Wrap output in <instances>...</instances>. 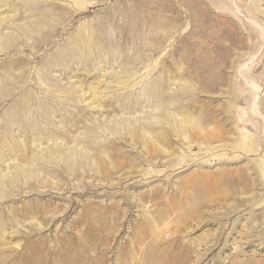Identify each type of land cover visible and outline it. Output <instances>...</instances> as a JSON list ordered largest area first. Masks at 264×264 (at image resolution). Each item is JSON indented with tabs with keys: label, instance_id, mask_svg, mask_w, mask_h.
<instances>
[{
	"label": "rangeland",
	"instance_id": "374dc122",
	"mask_svg": "<svg viewBox=\"0 0 264 264\" xmlns=\"http://www.w3.org/2000/svg\"><path fill=\"white\" fill-rule=\"evenodd\" d=\"M0 264H264V0H0Z\"/></svg>",
	"mask_w": 264,
	"mask_h": 264
}]
</instances>
